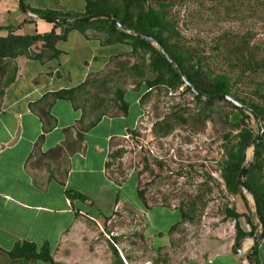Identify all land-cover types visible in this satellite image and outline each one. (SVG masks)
I'll return each instance as SVG.
<instances>
[{"label":"rangeland","instance_id":"374dc122","mask_svg":"<svg viewBox=\"0 0 264 264\" xmlns=\"http://www.w3.org/2000/svg\"><path fill=\"white\" fill-rule=\"evenodd\" d=\"M101 8L132 22L148 9L154 11L159 24L152 25L150 32L164 40L183 70H209L212 74L203 81L206 89L214 75L226 76L229 96L264 114V4L252 0H102ZM76 11L72 8L67 15H82ZM147 58L137 50L112 59L106 70L84 82L74 102L92 116L87 121L117 114L124 86H144L157 80ZM1 64L0 95L13 71L12 60L4 58ZM251 64L258 68H249ZM134 65L138 76L131 70ZM166 77L160 78L166 81ZM211 102L205 106L195 101L182 87L170 90L152 84L141 101L136 127L111 145L106 172L116 183L131 174L123 183L129 199L136 197L130 185L136 181L141 207H173L182 216L172 229L170 248L152 253L139 242L140 214L120 205L105 231L126 241L120 246L126 264H182L190 257L206 258L226 251L236 234L249 231L246 217L255 221L250 197L243 195V199L240 188L226 182L225 168L236 157L243 131L256 135L258 122L225 101ZM259 124L264 126V120ZM241 155L251 188L264 193V156L252 165L250 146ZM121 193L117 191L119 202ZM169 212L166 225L179 216L177 211Z\"/></svg>","mask_w":264,"mask_h":264},{"label":"crops","instance_id":"0c3cea01","mask_svg":"<svg viewBox=\"0 0 264 264\" xmlns=\"http://www.w3.org/2000/svg\"><path fill=\"white\" fill-rule=\"evenodd\" d=\"M20 2L26 14L17 0H0V37H42L53 32L57 39L52 49L37 41L27 55L14 58V75L0 95V264H124L120 246L126 241L105 231L120 205L140 214L139 242L147 251L170 248L180 212L173 207H141L137 194L132 193L136 197L131 200L123 191L131 174L116 183L106 172L111 145L136 127L147 90L124 86L119 99L123 109L91 121L87 120L92 116L74 102L84 82L106 70L110 60L128 56L130 46L105 43L96 26L79 30L71 25L78 22L35 18L44 12L55 14L44 17L61 18L58 11L67 15L72 8L84 14L87 2L101 7L102 0ZM71 16L66 19L82 15ZM68 91L70 97L59 96ZM130 185L137 193L136 181ZM117 191L122 192L121 202ZM169 210L179 216L166 225ZM157 221L161 222L156 225ZM253 244L244 236L231 241L226 251L190 257L182 264H241L234 246L243 251L245 264H264V236L250 262L245 256ZM22 245H32L35 254L46 251L49 261L38 255L28 259L9 255ZM127 257L130 260L128 253Z\"/></svg>","mask_w":264,"mask_h":264},{"label":"trees","instance_id":"16d2710c","mask_svg":"<svg viewBox=\"0 0 264 264\" xmlns=\"http://www.w3.org/2000/svg\"><path fill=\"white\" fill-rule=\"evenodd\" d=\"M252 1L260 2L261 5L264 4V0H252ZM96 13H107V14H109L114 20H116L120 24V26H122L124 31H128V32L133 33V34H140V35L151 38L154 42H156L162 48V50L167 54V56L176 64V66L180 70L182 76L186 79V81L190 85H192L195 88V90L201 96H203L205 98H211V97H215L218 95L229 96L230 87H229L228 81L226 79L227 78L226 76L220 75V74L214 75V79L210 80L211 81L210 85L206 89L203 87V81L205 79H207L208 77H210L211 72L209 70H206V68H205V70L200 68V69H198V72L197 71L194 72L192 70H187V71L183 70V67H182L180 60L177 58V56L173 55L171 52H169L167 50V46H166L164 40L159 38V36H156L155 33L150 32V29H153L152 25L159 24V20L157 19L156 13L154 11L148 9L145 14L138 16L136 18V20L132 22L125 15L118 17L113 12L105 11L104 8L97 7L93 3L87 2L85 9H84V14H82V17L92 15V14H96ZM39 14L43 15V16H51V15L55 16L53 13H49V12H44V13H39ZM58 17L66 18L68 16L67 15H59ZM71 25L74 26L75 28L79 29V30H82L83 26L99 27V28H94V29L95 30L100 29L99 32L103 34L105 43H108V44L126 43L128 46H130L131 52H136L137 50H140L143 52V55L147 54L148 55V58H147L148 66L152 72H155L157 74L156 75L157 80L151 81V82H149V81L146 82V84H144V90L145 91L150 88V85H152V84L154 85L157 83L160 85L163 84L164 88L170 89V90H174L176 88L182 87L184 89V91L191 94V92L188 90L187 87H185L183 85V82L179 79L177 74L174 72V70L171 68V66L166 62V60L160 54V52L156 48H154L149 42H146V41H143L141 39H137V38L125 35L124 33L117 30L112 24H110L105 19H95V20H90V21H82V22L71 24ZM56 39H57V36H55L53 34V32H49L47 35L42 36V37H38V36H13L11 34H7L3 37H0V73L3 71V68H4V66L1 64L2 59L8 58L9 60H14V58H16L18 56L27 55L29 52V47H31V45H33L37 41H41L44 47H48L49 49H52L53 48L52 43ZM141 58H144V57L141 56ZM248 67L251 69H254V70L258 68L256 64L255 65L251 64ZM136 69H137L136 65L131 67V70H134L137 73ZM12 73H13L12 75H14V68H13ZM163 74L167 75L166 81H162V79L160 78L161 75H163ZM199 75L201 76L200 78H198ZM137 76H138V73H137ZM11 80H12L11 77L8 78L6 84ZM5 85H4V87H5ZM66 94H67V96L69 95V97H70L69 91L66 93L60 92L59 96H63ZM120 95H121V93L119 94V99H120ZM192 97L195 101L202 102V104L205 106H209L212 104V102H208L205 100L202 101L201 99L195 97L194 95H192ZM231 98H233L235 101L239 102L240 104L245 105L246 107L252 109L256 113V115L259 116L261 122L264 120V114L257 107L250 105V104L244 102L243 100L237 99L233 96ZM143 99H144V94L141 97V101ZM226 103H228V102H226ZM228 104L231 105L230 103H228ZM122 105L123 104H121V108L123 109ZM231 107L233 109H235L239 114L245 115L244 111H241L232 105H231ZM262 128H263L262 134L259 137L258 142L256 143V146L252 150L253 162L250 163L252 165L257 163L256 162L257 160L260 161L262 159V157L264 156V126L263 125H262ZM255 136L256 135H252L248 131H243V136L241 137V140H240L239 145H238L237 153L235 154L236 157L230 158L226 163L225 172H227V174H226L225 179L227 180L226 182L228 184H230L231 186H233L234 188H238V186L236 184V176H237V173H238L240 166H241V163H240L242 160L241 153H242L244 148L251 146V144L254 142ZM243 177L245 178V180L244 181L242 180V182L244 183L249 194L254 198L256 205H257L259 216H260L261 221L264 225V193H258L254 189L251 188L250 183L247 181V178L250 177L249 176V170H247V169L244 170V174H243L242 178ZM136 194H137L138 199L140 200L141 195L139 194L138 191ZM66 195L69 197L76 196L78 198H81V196L78 194L67 193ZM241 197L243 198L242 193H241ZM180 216H181V213H180ZM253 217L256 219L255 214H253ZM181 219H182V216H181L180 220ZM245 222L249 227V231H248V233L236 234L235 235L236 241L238 239L244 237V236H247L249 238L253 237L258 232L257 231V229H258L257 222L255 225H253V222L250 219V217H246ZM179 223H180V221L177 223L176 226H178ZM256 246H257V242L251 246L249 252L245 256L247 260L250 261L249 257H251V256L255 257L256 256ZM9 255L11 257L24 258V259L33 258L36 255H38L36 257H39V258L46 260V261H49V258H48L46 251H42L39 254H35L34 248L32 245H25V246L22 245L20 247L16 246L9 253Z\"/></svg>","mask_w":264,"mask_h":264},{"label":"water","instance_id":"95a60500","mask_svg":"<svg viewBox=\"0 0 264 264\" xmlns=\"http://www.w3.org/2000/svg\"><path fill=\"white\" fill-rule=\"evenodd\" d=\"M18 1V7L21 10V12L25 13V10L23 9V7L21 6V2L20 0ZM36 19H42V20H48L51 22H57V23H66V22H82V21H90L93 19H105L107 20L110 24H112L117 30H119L120 32L124 33L125 35L137 38V39H141L143 41L149 42L151 45H153L159 52L160 54L164 57V59L166 60V62L171 66V68L174 70V72L177 74V76L179 77V79L183 82V85L185 87L188 88V90L191 92L192 95H194L195 97L201 99V100H205L208 102L214 101V100H222L225 102L230 103L232 106L236 107L237 109L244 111L246 113H248L249 115H251L257 122H258V127H257V134L255 136L254 142L251 144V149L253 150V148L256 146V143L258 142L259 137L262 134V127L259 124L260 118L258 115H256V113L246 107L245 105L240 104L239 102L235 101L233 98H231L230 96L227 95H218L215 97H211V98H205L203 96H201L200 94H198V92L195 90V88L190 85L186 79L182 76L180 70L178 69V67L176 66V64L167 56V54L162 50V48L156 43L154 42L151 38L140 35V34H133L130 33L128 31H124V29L122 28V26H120V24L114 20L109 14L107 13H96V14H92V15H88V16H84V17H78V18H74V19H66V18H57V17H44V16H38L35 17ZM244 170H245V162L243 161L240 169L237 173L236 176V184L237 186L240 188L242 195H247L250 197L251 202H252V206H253V212L255 214L256 217V221L258 223V227H259V231L258 233L253 236L250 237V241L251 243H255L258 240H260L263 236H264V225L261 221V218L259 216L258 213V209H257V205L256 202L254 200V198L249 194V192L247 191L244 183L242 182V176L244 174ZM234 252L235 254L238 255L239 257V262L241 264H245V258H244V253L240 248H237L236 246H234Z\"/></svg>","mask_w":264,"mask_h":264},{"label":"built area","instance_id":"2783aa9c","mask_svg":"<svg viewBox=\"0 0 264 264\" xmlns=\"http://www.w3.org/2000/svg\"><path fill=\"white\" fill-rule=\"evenodd\" d=\"M149 89H147V91H148ZM124 264H126V263H124ZM144 264H147V263H144Z\"/></svg>","mask_w":264,"mask_h":264}]
</instances>
